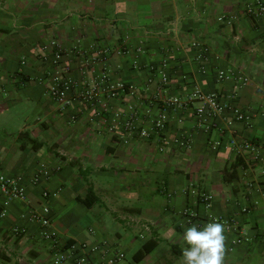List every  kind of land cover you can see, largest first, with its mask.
<instances>
[{"label": "crops", "instance_id": "1", "mask_svg": "<svg viewBox=\"0 0 264 264\" xmlns=\"http://www.w3.org/2000/svg\"><path fill=\"white\" fill-rule=\"evenodd\" d=\"M245 1L0 0V172L19 177L26 193L25 200H9L0 217V264H52L37 225L11 234L20 215L44 203L43 191L52 194L46 202L51 230L61 242L108 244L99 256L89 255L91 263L123 252L118 264H180L183 232L196 224L184 211L193 210L200 220L208 213L235 220L237 228L225 232V264H264V159L253 160L243 149L250 141L264 145V14L248 15ZM51 40L67 49L109 51V77L126 88L109 101L106 122L93 120L79 102L61 112L46 95L56 68L52 50L43 60L41 47ZM192 42L206 47L208 61L197 58ZM163 59L169 94L222 93L250 114L249 123L209 131L191 110H168V144L129 135L122 121L108 131L111 112L130 104L143 111L156 82L151 66ZM78 63L71 53L61 62L80 80ZM230 70L241 71L248 83L239 88L219 80L220 71ZM161 108L156 104L153 114ZM138 124L149 126L150 118L141 112ZM180 135L192 138L188 149L172 142ZM41 166L50 177L34 181ZM203 193L212 196L209 209L200 201ZM3 200L0 194V205ZM239 234L242 241L234 243ZM148 241L155 246L133 261Z\"/></svg>", "mask_w": 264, "mask_h": 264}, {"label": "built area", "instance_id": "2", "mask_svg": "<svg viewBox=\"0 0 264 264\" xmlns=\"http://www.w3.org/2000/svg\"><path fill=\"white\" fill-rule=\"evenodd\" d=\"M243 11L250 16H260L264 14V0H246L243 5ZM224 21L223 17L219 18ZM227 23L231 22L229 17ZM192 49L197 52V58L202 62L208 61V53L206 47L199 42H192ZM52 50L50 56L51 64L56 70L50 74L49 84L46 87V95L56 104L61 112L68 111L76 102L81 103L86 109L91 110L92 119L106 122L105 114L109 112V101L117 98L119 93L125 91L123 82H114L109 77L107 62L109 51L105 48H99L92 45L91 50H86L78 45L67 49L60 40H51L48 44L41 47L42 59L47 58V50ZM71 53L72 56L78 59V72L82 75L80 80L69 75V68L64 67L61 62L65 55ZM23 63V61H22ZM151 70L155 75V87L153 97L149 99L145 107L140 111L138 105L130 104L124 111L111 112V121L107 125L108 131H113L117 122L122 121L123 130L130 134H134L142 139L154 138L164 144L169 141L164 137V132L168 123V110H191L193 118L198 124L206 125L210 131L213 128L221 130L222 128L231 129L235 123L247 124L250 121V114L243 108L233 103L232 99L222 93H205L194 88L188 92L169 94L170 76L169 62L163 59L159 64L151 66ZM219 80L231 79L237 87H242L248 83V78L241 71H220L218 74ZM154 80V79H153ZM153 80H147V85ZM163 104V108L153 114L152 109L156 104ZM144 117L150 118L149 126H139L140 113ZM78 112L69 116L70 121H75ZM223 123L224 127L220 124ZM192 138L189 136H175L172 142L183 149H188L191 146ZM219 146L216 142L214 147ZM244 150L250 153L253 160L264 159V145L256 144L252 141L244 144ZM239 152V151H238ZM1 166V163H0ZM40 176L45 179L50 177V172L47 167L41 166L38 170V175L34 181H38ZM189 189L195 192L194 184L189 185ZM0 194L5 198L0 205V217L6 215V206L11 199L25 200L26 193L24 187L20 183L19 177H8L0 172ZM44 203L39 209H33L20 215V224L11 228L13 236H20L28 232V224H35L39 229V234L42 240L47 243L51 251L52 264H95L89 259L90 254L99 256L104 253L108 244L99 242L88 244L86 242H61L58 236L51 230L50 208L46 203L52 195L48 191L42 192ZM200 201L206 209L211 207L212 196L203 193L200 196ZM245 211V209H244ZM184 214L190 222H196L198 227L206 223L218 221L225 225L227 231H234L237 228L236 222L232 218L224 216H214L208 213L206 219L198 218V214L193 210H185ZM242 236H239L233 241L240 243ZM104 255V254H102ZM125 255L123 252L101 258L102 264H118L123 262ZM99 262L97 264H100Z\"/></svg>", "mask_w": 264, "mask_h": 264}, {"label": "clouds", "instance_id": "3", "mask_svg": "<svg viewBox=\"0 0 264 264\" xmlns=\"http://www.w3.org/2000/svg\"><path fill=\"white\" fill-rule=\"evenodd\" d=\"M226 231L218 221L185 228L182 239L186 246L182 248L180 264H225Z\"/></svg>", "mask_w": 264, "mask_h": 264}, {"label": "trees", "instance_id": "4", "mask_svg": "<svg viewBox=\"0 0 264 264\" xmlns=\"http://www.w3.org/2000/svg\"><path fill=\"white\" fill-rule=\"evenodd\" d=\"M237 164H234V167L236 166ZM234 170L235 168H233V170L230 172V175H235L234 174ZM81 201H85V199L83 198H80ZM155 246V242H145L133 255H132V259L133 261L135 262H138L140 261L153 247ZM2 256L0 255V258Z\"/></svg>", "mask_w": 264, "mask_h": 264}, {"label": "rangeland", "instance_id": "5", "mask_svg": "<svg viewBox=\"0 0 264 264\" xmlns=\"http://www.w3.org/2000/svg\"><path fill=\"white\" fill-rule=\"evenodd\" d=\"M14 120L12 122H16V120H19V118L17 117V119H14ZM0 131H1V126H0Z\"/></svg>", "mask_w": 264, "mask_h": 264}]
</instances>
